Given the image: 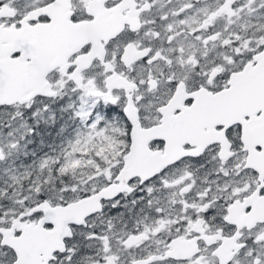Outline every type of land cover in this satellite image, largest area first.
Listing matches in <instances>:
<instances>
[{
	"label": "flooded vegetation",
	"instance_id": "af4514ba",
	"mask_svg": "<svg viewBox=\"0 0 264 264\" xmlns=\"http://www.w3.org/2000/svg\"><path fill=\"white\" fill-rule=\"evenodd\" d=\"M0 28L37 49L44 39L54 67L45 92L55 93L21 103L28 92L0 105V115L34 116L40 102L71 105L74 87L123 132L106 179L56 180L54 194L33 203L0 193V264H264V73L251 80L264 63V0H0ZM4 46L2 83L22 93V68L33 59ZM223 93L240 122L185 127L186 111ZM135 114L142 130L176 120L164 131L173 153L162 138L148 150L177 161L131 179L52 239L57 220L40 206L64 208L119 185Z\"/></svg>",
	"mask_w": 264,
	"mask_h": 264
},
{
	"label": "rangeland",
	"instance_id": "374dc122",
	"mask_svg": "<svg viewBox=\"0 0 264 264\" xmlns=\"http://www.w3.org/2000/svg\"><path fill=\"white\" fill-rule=\"evenodd\" d=\"M74 90L70 89L71 105L54 102L57 106L50 107L40 102L34 116L0 115L3 199L21 196L33 203L37 195L53 193L56 180L76 183L86 177L106 179L113 173L115 152L123 145L122 127L114 115L94 112L96 103L88 92Z\"/></svg>",
	"mask_w": 264,
	"mask_h": 264
},
{
	"label": "water",
	"instance_id": "95a60500",
	"mask_svg": "<svg viewBox=\"0 0 264 264\" xmlns=\"http://www.w3.org/2000/svg\"><path fill=\"white\" fill-rule=\"evenodd\" d=\"M39 32L40 34L47 33L46 30H40ZM25 33L34 36L37 33V30L34 29L33 31H23L18 35L15 34L14 38L20 35H25ZM6 35L7 32L0 28V50H3L5 48L4 44L8 43L9 48L22 50L25 54H27V56H24L25 59L29 57L33 59V63H31L30 65L24 64L22 68L24 72V85L22 87V93H17L16 87L10 89L9 86H7L5 83H2V74L4 71V67L3 63L2 65L0 63V105H13L17 102V100L15 99L16 97L21 98V96H24L28 92H32V94H30L27 99L22 100L21 103L25 104L27 102H30L37 96L54 98L55 93L45 92V89L50 86L48 84H44V80L49 72L54 69V67L51 66L47 61L48 55L46 56L47 52L46 50H44V46L46 45L44 39H39V49H37L33 43L29 44V41L27 40H9L6 38ZM112 37L113 36H109L110 39ZM4 56L5 55L0 53V59H2ZM37 57H39V59ZM259 73H264V63L256 71L251 72V80H256V77ZM35 79L39 81L38 84H33V81H35ZM108 84L115 85V77L110 78L108 80ZM227 98L228 95L223 93L216 96L215 99L213 98V100L208 104L206 102L205 104L204 102L203 104H195L190 110L186 111L185 118L183 119L184 121L182 123H184L186 125L185 127L187 128H190L191 126V128L195 129L200 128L198 124L201 123V121H208L207 123L216 125V123H227L226 118H228V121L229 119H231L228 125L240 122L241 117L237 115L236 110L238 105L235 103H229L230 101L228 102ZM129 119L133 125L132 147L131 153L126 159L125 167L118 177V180L120 181L119 185H112L104 189L91 199L83 200L64 208L58 207L54 209L51 208L49 210L44 206H40L41 209L46 210V213L48 216H50V218L57 220L55 223L57 224L58 229L54 232V234H51V236H54L52 239L58 238L59 235L65 232L66 225H69L70 223L81 225L86 217H88L92 213L100 211L101 201L112 200L115 195L122 193L124 191V188L128 186V182L131 179L140 177L143 179V181L148 180L157 175L163 168L177 161V159L170 160L169 157L152 155L148 150V143L153 139L162 138L167 140L169 138H173L172 135L164 134V131L169 129V126L172 122L173 123L171 124L170 128H173L172 125L175 124L174 121L176 120H170L167 118L163 120V125L159 127H155L151 130H142L136 114L134 115V118L129 117ZM173 147L174 143H170V141H168L167 148L169 154H171ZM18 264H21V261Z\"/></svg>",
	"mask_w": 264,
	"mask_h": 264
}]
</instances>
